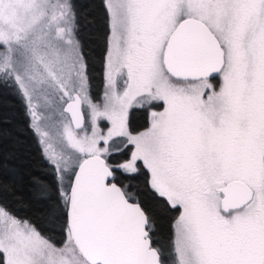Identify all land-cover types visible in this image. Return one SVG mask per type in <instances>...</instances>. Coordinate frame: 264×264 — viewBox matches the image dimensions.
Returning <instances> with one entry per match:
<instances>
[{"label": "snow or ice", "instance_id": "6c2138e0", "mask_svg": "<svg viewBox=\"0 0 264 264\" xmlns=\"http://www.w3.org/2000/svg\"><path fill=\"white\" fill-rule=\"evenodd\" d=\"M0 93V264H264V0H0Z\"/></svg>", "mask_w": 264, "mask_h": 264}, {"label": "trees", "instance_id": "16d2710c", "mask_svg": "<svg viewBox=\"0 0 264 264\" xmlns=\"http://www.w3.org/2000/svg\"><path fill=\"white\" fill-rule=\"evenodd\" d=\"M95 2L98 3L99 0H95ZM80 3L90 5L93 3V0H80ZM85 10L87 11L90 9L86 8ZM94 15L97 16V22L87 33L89 38L88 46L93 50L95 56H99L103 48L102 21L100 20L98 13L94 12ZM3 114L15 117L13 124L10 126V131L12 133V138L14 139L18 137L20 143L15 149H13L10 138L0 137V159L7 156L9 152L14 151V159L12 163H15L22 170L37 167L40 163L39 154L35 149L31 134L26 131L20 105L13 97L0 93V115ZM133 120L137 125L143 124V118L139 113L135 114ZM0 127L5 126L0 124Z\"/></svg>", "mask_w": 264, "mask_h": 264}]
</instances>
